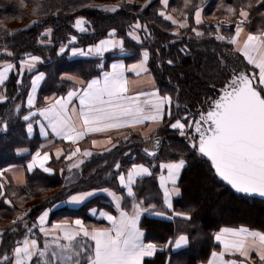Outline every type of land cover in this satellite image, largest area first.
I'll list each match as a JSON object with an SVG mask.
<instances>
[{
	"label": "trees",
	"instance_id": "obj_1",
	"mask_svg": "<svg viewBox=\"0 0 264 264\" xmlns=\"http://www.w3.org/2000/svg\"><path fill=\"white\" fill-rule=\"evenodd\" d=\"M162 1L156 0L147 8L136 4H120L117 11L106 12L100 9L104 4H95L93 7L90 0H0V18H4L5 15L22 16L24 18L22 22L25 24L23 28L15 30L5 28L0 24V49L6 48L11 53V55L9 53L0 54V63L7 59L19 62L31 55L43 57V63H40L37 71H45L47 79L41 89L40 97L66 92L71 83L60 78L64 74L91 80L101 72L99 65L103 61L100 58L70 59L65 53L59 54L62 45L67 49L73 46L93 45L108 38L109 34L115 30L118 38L124 40L126 45L131 44L130 47L124 46L125 50L131 52L130 61L140 58L141 56L136 57L135 54L144 47L142 44L133 45L132 38L128 35L132 27L140 20L148 25L152 35L150 69L161 93L172 97L171 117L167 115L164 124L155 135V142L159 141L157 145L159 149L155 156H149L144 151L145 148L151 151L154 147L153 142L147 143L142 136L138 138L129 133L118 139L119 143L113 150L97 154L82 168H74L70 172L73 161L53 160L50 163L54 170L53 174L35 170L27 174V183L23 187L18 188L13 184L12 188L15 190L18 188L22 192L20 194L27 200L40 199V202L28 211H21L15 207V204L6 203L10 198L8 188H6L0 201V221H16V224L9 226L0 224V233H3L0 257L4 254L11 256L16 241L29 236L24 227L25 223L32 228L30 238L37 239L38 244L43 248L46 237L39 231V215L44 210L65 201L70 195L80 191L101 189H110L124 195V190L118 183L116 163H120L121 171L126 172L132 163L145 162L153 164L154 172L157 173L158 162L179 158H185L188 161L179 184L182 196L176 201L175 210L189 213L191 219L176 217L171 221L144 216L141 224L147 234V239L159 246L165 245L169 239H175L182 234L189 237V247L183 252L174 254L175 264L207 262L218 248L215 234L230 223V220L226 218L238 219L247 214L255 217L257 223L245 222V224L264 232V226H259L260 222L262 224L261 219L264 220V201L233 191L230 186L215 176L214 170H209L208 163L199 156L192 157L187 148L188 141L180 136L178 130L170 127V123L183 116L199 119L198 114L207 110L209 103L218 98L221 89L215 83L218 82V76L223 70L217 72L220 64L216 54L221 50L224 52L226 49L231 50L232 47L228 44L230 45L228 48L226 43L217 39L219 34L211 28V25L206 22L200 25L195 23L194 13L198 10V7L194 6L195 0H177V12L171 13V16L180 21L183 19L182 16L190 15L191 22L187 31L184 30L187 33L174 34V31L180 27L166 19L168 15H160L165 8ZM221 1H224L222 7L213 10L216 2L208 0L204 13L207 20L226 19L227 17L226 20L234 21L240 18L238 13L243 9L249 12L248 27L251 32L257 28L264 29V0ZM174 2L175 0H170L169 5L174 6ZM23 4L28 6L27 11H23ZM231 5L240 8L235 15L227 11ZM150 6L153 8L150 9ZM80 17L87 21L86 31L83 33H79L74 27L76 19ZM193 28L203 35L197 36L196 32L192 31ZM49 29H51V35L45 36ZM226 29L223 28V33L224 37L228 38ZM72 36H76L75 44H69ZM49 39V43L44 42ZM219 46L220 49H218ZM232 51L234 56L238 55V59H241L239 53L233 48ZM106 58L110 61L112 55ZM169 60L172 64L168 63ZM201 67L205 68L200 73L198 70ZM246 71H251L249 65ZM11 72L10 79L5 86L7 87V98L0 100V169L24 164L30 156L20 157L17 150L29 147L32 154L39 149L40 145L38 138L29 137L28 122L23 120V116L29 112L26 99L32 73L26 71L18 77L17 70ZM11 98L15 100L14 105L10 101ZM16 104L19 106V113L16 111ZM6 105L9 106L6 107ZM5 123L7 124L6 132L3 130ZM188 134L194 135V130H190ZM135 192L138 198L144 200L146 204L150 202L156 205V210H162L163 196L158 189L156 174L140 180L135 186ZM45 193L49 194L45 196ZM246 203L252 205L249 212H245L242 206ZM130 206V201L126 199L125 208L128 209ZM16 210L18 213H27L23 221L17 220L19 215L15 216ZM215 215H218V219ZM233 224L239 225L238 223ZM13 228L16 230L13 231ZM77 239L81 244L93 243L84 237ZM167 255V251L159 252L154 260L147 261L145 264H166ZM81 264H84L83 259H81Z\"/></svg>",
	"mask_w": 264,
	"mask_h": 264
},
{
	"label": "snow or ice",
	"instance_id": "obj_2",
	"mask_svg": "<svg viewBox=\"0 0 264 264\" xmlns=\"http://www.w3.org/2000/svg\"><path fill=\"white\" fill-rule=\"evenodd\" d=\"M168 2L169 0H163L165 6ZM106 10L116 11V8ZM227 11L233 15L236 14L234 8H228ZM238 14L242 19L236 24L235 36L228 41L233 45L238 44V38L243 32L241 25L249 16V12L241 9ZM160 15L164 16L165 13L162 11ZM166 19L172 21L173 24L177 23L170 15ZM86 23L87 21L80 17L76 19L74 27L79 32H85L83 25ZM195 23L197 25L202 23L200 9L195 11ZM133 27L138 30L141 25L137 23ZM178 27L184 28L187 25L181 23ZM219 27L220 25H217V30ZM192 31L196 32L197 36L203 35L194 28ZM49 35H51V29L45 33V36ZM109 35L110 37L115 36V30ZM128 35L134 40L139 41L140 39L131 31ZM217 39L224 40L225 37L218 36ZM75 41L76 36H72L69 44ZM116 47L123 51V41L101 40L99 44L90 46L87 51L78 47H71L70 51L72 56H102L104 52ZM66 50V46L62 45L59 54H63ZM237 51H242L248 64L254 66L253 70L248 72L234 69L231 79L221 88L218 98L209 103L207 110L198 114L199 119L183 116L170 123V127L178 130L180 136L188 141L187 148L192 157L199 156L208 163L209 170H214L215 176L230 185L235 192L245 195L259 194L264 197V33L248 34L243 47L237 48ZM253 53H258V55L254 56ZM148 58L149 53L144 51L139 63H133L130 66L122 62L113 63L111 71H102L100 77L88 81L69 76L67 78L75 81L78 88L74 87L68 91L66 97L52 98V102L46 104L45 107L31 111L35 107L37 84L45 77L43 72H39L31 81V93L27 97L29 113L23 116V120L28 122L27 132L29 134L33 132V119L39 116L43 118L42 121H37L43 136L47 137L50 129L56 137L71 141L75 145L89 133H103L112 129H134L146 121L162 122L165 116V105H168L167 115L171 117L172 97L170 95L161 96L157 90L151 93L154 99L147 103L141 102L139 96L128 95L130 81L125 75L126 71H132L136 76H140L141 72H148L146 67ZM38 63H43L41 57L31 56L28 60L21 61L20 68L32 72ZM168 63L172 64V61L169 60ZM14 67L15 65L9 63L3 67V70H0V86L5 84L8 73ZM99 67L103 70V63ZM18 83H20L19 80ZM140 95L149 94L141 92ZM5 99L6 97L0 96V100ZM74 100L79 102L78 109L69 107ZM19 110L18 106L17 113ZM3 130L7 131L6 123L3 125ZM190 130H194L195 134L189 135ZM97 143L96 140L92 141L93 145ZM108 143H111V140ZM158 143L159 141L157 145ZM144 151L149 156L156 155L155 151L149 152L147 148ZM77 154L83 157L93 155L91 151L81 153V149L76 147L66 156V159L72 161ZM61 155L64 153L57 151L56 159H59ZM50 159L47 151L43 154L37 151L27 165V169L31 172L39 167L44 173L51 174L53 169L46 166ZM187 163L185 158H179L174 162L162 164L160 167L162 170H167V175L162 174L159 179L167 210L171 211L173 217L190 220L189 213L176 211L172 203L174 196L181 195L178 179ZM71 167L78 168L79 164L74 163ZM121 167L120 163L115 164L118 183L125 194L118 195L110 189L99 190L111 198L115 210L119 213L117 216L108 212H99V215L110 223V227L89 230L85 227L83 220L76 219L75 227L65 221L53 225L52 229H47L44 225L51 209H46L38 217L39 231L43 232L46 237L43 248L40 247L37 239L30 238L32 228L25 223L24 227L29 236L16 241L11 256L4 254L0 257V264H57V262L59 264H81V259L84 264H145V258L153 257L157 251L162 250V246L157 243L144 242V231L140 227V219L145 213H154L157 216H164L166 213L157 211L155 204L150 202L146 204L144 200L138 198L134 191L138 178L152 175L149 167L143 163H132L126 175L121 171ZM0 176H3V172H0ZM18 180L20 183L24 182L22 178ZM3 187L0 184V188ZM97 191H80L75 195H70L67 202L80 204L96 195ZM126 199L131 204L130 212L125 210ZM6 203L11 204V201H6ZM26 215L27 213H22L17 220L23 221ZM92 215H97L96 210L92 211ZM13 224H16V221H13ZM53 232H62L63 235H52ZM50 235L51 240L49 241L47 237ZM81 236L89 238L94 243L81 244L77 239ZM215 239L223 245V251L213 252L209 264H254L251 260L253 251L259 256L261 264H264V232L252 231L244 227L224 228L215 234ZM0 243H3V233H0ZM188 244L189 237L179 235L175 239H169L163 247L174 246L180 249ZM226 256L239 258L226 259Z\"/></svg>",
	"mask_w": 264,
	"mask_h": 264
},
{
	"label": "crops",
	"instance_id": "obj_3",
	"mask_svg": "<svg viewBox=\"0 0 264 264\" xmlns=\"http://www.w3.org/2000/svg\"><path fill=\"white\" fill-rule=\"evenodd\" d=\"M201 19H202V14H201ZM203 22H204V20L202 19V23ZM79 33H83V32H79ZM247 35H248V33H241L240 37L238 38V44L233 45L235 51L237 53L241 54V55H243L242 51H237V48H242L243 47V43L246 41ZM107 39H113V40H117V41L121 40L120 38H118L117 34L115 36H112V37H110V35H109L108 38L103 39V40H107ZM99 42L96 43V44H99ZM75 43H76V41L73 44H75ZM90 46H92V45L86 46V51H87V49ZM73 47L82 48L81 46H73ZM66 49H67V47H66ZM67 50H69V49H67ZM109 55H112V59H110V61H107L106 57L109 56ZM253 55L256 56V55H258V53H253ZM30 57L31 56L25 57V59H23V60H28ZM126 57H127V54L125 52V48L123 47V51H122L119 47H116V48L109 49L108 51L104 52L102 56H96V55L80 56V55H77V56H73L70 59L100 58L103 61L102 63L104 65V68H103V70H101L99 75L94 77V78H98V77H100L102 75V71H111V65L113 63L122 62L126 66H130L133 63H139L140 60L143 58V57H140V58H138L136 60L129 61V60L126 59ZM39 65H40V63H38L36 65V68L32 72L24 70V72L27 71L29 73H32L31 81L35 77V75H37L39 72H43L45 74L44 79L39 81L38 84H37V91L35 93V101H34L35 107L33 109H31V111H37L38 109H41V108L45 107L46 104L52 102V98H59L60 96H65L66 97L68 91H71L74 87L78 88V85L75 83V81L69 80L67 77L75 76V77L79 78L80 80L88 81V80H85V79H83V78H81L79 76H76V75L64 74L60 78L65 80V81H67V82H69V83H71L70 88H68V90L66 92H64V93H52L48 97L42 98V97H40L41 89H42V87H43V85H44V83H45V81L47 79V74H46L45 71H37V68L39 67ZM250 66L252 68L254 67L253 65H250ZM146 67L148 68V72H146V73L145 72H141L140 76H136V74L133 73L132 71H126V73H125L127 79L130 81L128 95L134 96V97L139 96V100L141 102H143V103H147V101L154 99V97L151 95V93H154L157 90H159V94L161 96H165V95H163L161 93V90L159 88L157 80H156L154 74L152 73V71L150 69L149 59L146 62ZM257 71H258V69H257ZM141 92L148 93L149 95L141 96L140 95ZM30 93H31V83H30V88H29V94ZM26 106H27V99H26ZM69 107L78 109L79 108L78 100H74L73 103ZM27 108H28V106H27ZM168 109H169L168 105H165L164 106L165 116H164V120L162 122L153 123L151 121H146L142 125H137L136 128H134V129H120V130L112 129V130H108V131L103 132V133H89V134H87L84 137V140H85V142L89 141L90 144H91L92 149H94V150H110V149L115 148L118 145V144H115L116 143V138H115L116 134H118V133L119 134L120 133L129 134L130 132L138 131L143 138H145V139H153L154 147H152L151 151H149V152L155 151L157 153L159 148L157 146V141L155 142V135L157 134L159 129L164 124L165 119L167 117V112L169 111ZM42 119L43 118L39 117V116L34 117V119H33V132L31 134L28 133V135L32 139L38 138L40 140L39 141V144H40L39 145V149L37 151H40L42 154H43V152L47 151L49 153L50 157H51V155H53V156L55 155L56 156V153H57L58 150L56 152L53 151L54 147L59 146V145L62 146V145H66V144H71L72 142L71 141H66V140H61L60 138H58L54 134H52L50 129H49V135L47 137L43 136L40 133L39 123L37 122V121H42ZM45 123H46V121H45ZM93 140H96L98 143L96 145H93L92 144ZM109 140H111V143H108ZM113 145H115V147H113ZM35 153L31 154V149L29 147H24V148H21V149L17 150L18 156H20V157L30 156V157L24 164L12 165V166H9V167L4 169L9 174V176L11 177V180H12L13 184H15L17 186H20V185H24V184L27 183V174L30 172L27 169V165L32 161V158L35 156ZM176 160H178V159L164 160V161L158 162V167H157L158 171H157V173L154 172L153 164L150 165V164H147L145 162H138V163H143V164H145V166L149 167L150 171L152 172L151 176H153L155 174L157 175L158 189L160 190L162 196H163V189L160 188V179H159V177L162 174L166 176L167 175V170L166 169L162 170L160 166L162 164L174 162ZM50 163H51V159L46 164V166L51 167ZM35 170L43 171L39 167L35 168L33 171H35ZM18 171H21L23 173V175H24V179H23L24 182L23 183L17 182L15 180V178H14L13 173L18 172ZM33 171H31V172H33ZM183 172H184V170H182V172H181V174L179 176V179H178V186L180 188L181 195L180 196H174L172 198V203H173V207L174 208H175L176 201L179 198H181V196H182V189H181L179 184H180V180H181V176H182ZM53 173H54V170H53V172L51 174H53ZM124 173L126 175L127 171L124 172ZM47 174H49V173H47ZM151 176H145V177H142V178H138L137 179V183L140 180H143L145 178H149ZM134 191H135V187H134ZM75 194H77V193H75ZM75 194H73V195H75ZM117 194L123 196V194H121V193H117ZM67 201H68V199H66L63 202L57 203L53 207H50L51 212L49 214V217H48L44 227H46L47 229H52L53 225L65 222L64 218H66V219L73 218L74 220L81 219V220H83L84 223L90 224V226H88V227L85 226L89 230H92V229H95V228H107V227H110L111 225L107 221L106 218H102L99 215V212H108V213H110L112 215H117V216L119 215V213L115 210V206H114V203L112 202L111 198L106 193H104L103 191H99L98 190L96 195L88 198L87 200H85L84 202H82L80 204H70ZM163 204H164V200H163ZM93 210H96L97 215H95V216L92 215V211ZM125 210L130 212L131 211V206L128 209L125 208ZM157 211L165 212L166 215L157 216L154 213H151V214L150 213H145L140 219V227H141L142 231H144V242L145 243H151V241L148 242L147 234H146L145 230L142 228V225H141L142 224V219H143L144 216H150V217L157 218V219H164V220H171V221L176 218V217L172 216L171 211L167 210L165 205H163L162 210H157ZM179 218H181V217H179ZM38 223H39V220H38ZM53 223H55V224H53ZM235 229H239V228H235ZM41 234L45 237V234L43 232H41ZM50 236H48L47 238H49ZM86 239L90 240L89 238H86ZM215 241L218 244V248L214 252L223 251V245L220 244V242H218L216 239H215ZM189 245H190V242H189L188 245L182 246L180 249H176L174 246H168V247H163L162 246V250L157 251L156 254L153 257L145 258V263L147 261L154 260L159 252L167 251V254H168L167 256L168 257H167L166 264H175L174 254H177V253L185 251L189 247ZM225 258L226 259H230V258H239V257L226 256ZM211 260H212V254H211L210 259L207 262L200 263V264H209V261H211ZM251 260L254 262V264H261V262L259 261V256L257 255V253L255 251H253L251 253Z\"/></svg>",
	"mask_w": 264,
	"mask_h": 264
},
{
	"label": "rangeland",
	"instance_id": "obj_4",
	"mask_svg": "<svg viewBox=\"0 0 264 264\" xmlns=\"http://www.w3.org/2000/svg\"><path fill=\"white\" fill-rule=\"evenodd\" d=\"M91 1V5H93V7H94V5L96 4V5H101V4H104L103 5V7H101L100 9L101 10H103V11H106V12H115V11H109V10H106V9H110V8H113V7H115L116 8V11L118 10V6H121V5H124V4H136V5H138V6H140V7H143V8H147V7H149V5L152 3V2H154V1H156V0H90ZM213 1H215L216 3H214V9L213 10H217V9H219L220 7H222V5H223V2L224 1H221V0H213ZM163 2V1H162ZM169 3H170V0H169V2H168V4H167V6H165L164 4V6H165V8H164V13H165V15H170L171 16V13H175V12H177V8H178V3H177V0H175V2H174V6H172L171 7V5H169ZM207 3H208V0H195V3H194V6L197 8L198 7V9H200L201 10V14H202V19L204 20V22H206L207 24H209V25H211L212 27L211 28H214V30L219 34V36H223L224 37V33H223V28L224 29H226L227 31H226V35L228 36V38H225L224 40H221L222 42H224V44L226 43L227 44V47L229 48V46L231 45V47L234 49V46H233V44H231V43H229L228 41L232 38V37H234L235 36V32H236V24L237 23H239L240 22V20H241V17L240 18H238V19H235L234 21H230V20H226V19H213V18H211L212 20H207L206 18H205V16H204V13H205V6L207 5ZM121 4V5H120ZM145 5H147V7H145ZM23 6V11H27V9H28V6L27 5H25V4H23L22 5ZM153 7H151L150 6V9H152ZM230 8H234V9H236V11H239V9L240 8H237V7H235L234 5H231V7ZM209 9V8H208ZM208 9L206 10V11H208ZM166 12H167V14H166ZM180 12V11H179ZM181 13V12H180ZM193 14V13H192ZM194 16H195V13H194ZM183 17V19L182 20H180V21H178V20H176V19H174L177 23L176 24H181V23H184V24H186L187 25V27H184V28H178V29H176L175 31H174V34H176V33H181V32H185V33H187L186 31V29L190 26V22H191V16L189 15V16H187V15H184V16H182ZM24 18H22V16H15V15H13V16H4V18H0V24L3 26V27H5V28H9V29H12V30H15V29H19V28H23V26H25V24L22 22V20H23ZM249 21H250V15L247 17V19L244 21V23L241 25L242 26V28H243V32L242 33H248V34H256V35H260V34H262V33H264V29H259V28H257V30H254L253 32H251V30L249 29ZM137 23H139L140 25H141V28L140 29H134V27H132V30H131V32H133V35H138L139 36V41H137V40H134V39H132L131 40V43L133 44V45H137V44H142V46L144 47V48H142L141 50H139L138 52H137V54H135V56L137 57V56H141V57H143V52L144 51H147L148 53H149V60H151L152 59V52L150 51V49H151V45H152V43H151V40H152V35H151V32H150V30H149V27H148V25L147 24H145L142 20H140V22H136V24ZM217 25H220V27H219V30H217ZM83 26H85V25H83ZM184 30H186V31H184ZM223 33V34H222ZM132 38V37H131ZM122 40V39H121ZM220 40V39H219ZM123 41V45L125 46V47H130L131 46V44L130 43H127V45H126V43H125V41L124 40H122ZM44 42L45 43H49L50 42V39L48 40V41H46V40H44ZM130 44V45H129ZM228 44H230V45H228ZM85 51H86V46H84V47H82ZM213 48H215V47H213ZM232 48H231V50H225V52H224V50H221L219 53L217 52V60H218V62H219V64H220V68L217 70V72L218 71H220V70H223L222 71V74H219V78L217 79V83H215V85H217V86H219L220 87V89L222 88V87H224L225 85H226V83L231 79V73H232V71L234 70V69H241V70H247L248 69V62H247V60L245 59V57L243 56V55H241V54H239L241 57H239V58H241V59H238V55L237 56H234L233 54L234 53H232L233 51H232ZM218 49H220V46L218 47ZM215 50H216V48H215ZM234 51H235V49H234ZM125 52H126V54H127V57H126V59L127 60H131V58H130V54H131V52H128L127 50H125ZM158 52V54H159V51H157ZM8 54L9 53V51L6 49V48H1L0 49V54ZM69 58H72L73 56L71 55V51H70V49L69 50H66L65 52H64ZM32 56V55H31ZM33 56H36V55H33ZM81 56V55H80ZM40 57V56H39ZM25 59V58H24ZM41 59L42 60H44L43 59V57H41ZM21 61H23V59L22 60H20L19 62H12V61H10V60H2L1 61V67H0V70H3V67L6 65V64H13V65H15V67L11 70V71H13V70H17V72L19 73V75H18V77H21V72H23L24 73V70H22L21 68H20V63H21ZM238 63H236V62ZM160 62V61H159ZM250 66V65H249ZM203 68H205V67H201L199 70H198V72H202V70H203ZM250 68H251V71L253 70V68L250 66ZM206 70H207V68H206ZM9 72L8 73V78L6 79V81H5V84L3 85V86H0L1 87V89H0V96H3V97H6L7 98V87H5L6 86V83L9 81V79H10V76H11V73L12 72ZM226 71V72H225ZM250 71V72H251ZM197 72V71H196ZM199 73V74H200ZM213 83V84H214ZM9 99V98H8ZM214 100V99H213ZM2 101V100H1ZM10 101H11V103L13 102V105L15 104V100L13 99V98H11L10 99ZM11 103L9 104V105H11ZM7 104V103H6ZM9 105H6V107H8ZM15 107H18V104H16L15 105ZM209 108V107H208ZM207 108V109H208ZM169 110V109H168ZM168 113V112H167ZM129 133V132H128ZM131 134H134L135 136H137L138 138H139V136H141V134L138 132V131H133V132H130ZM124 135H126V134H124V133H118V134H116L115 135V138H116V143L115 144H118L119 143V141H118V139L119 138H121V137H124ZM145 139V138H144ZM145 141L147 142V143H151V142H153V139H145ZM121 144V143H120ZM76 147H79L80 149H81V153L83 152V151H91L92 153H93V155L92 156H90V157H83L81 154H77V156L76 157H73V164L74 163H76V164H79V168H82L89 160H91V159H93L97 154L99 155V154H102V153H104V152H110L111 150H113V149H110V150H94V149H92V147H91V144H90V142L89 141H87V142H85V140L84 139H82V140H80V141H78L77 142V144H66V145H62V146H56V147H54L53 148V151H62L63 153H64V155H61L60 156V158L59 159H56V156L54 155H51V162L53 161V160H64V159H66V156L71 152V151H74L75 150V148ZM52 149V148H51ZM50 152V151H49ZM82 161V162H81ZM72 165V164H71ZM71 168V170H69L70 172L72 171V169H74V168H76V167H70ZM78 168V169H79ZM5 168H2V169H0V172H3V176H0V184H2L4 187L3 188H0V190H1V193H2V195H0V201H1V197L3 196V192L5 191V189L6 188H8V192H9V194H10V198H8V200L7 201H11V204H15L14 206L15 207H17V208H19V209H21V211H28V210H30L34 205H36L38 202H40V199H33V200H27L25 197H23L20 193H22V192H20V190L18 189V188H21V187H23L24 185H20V186H17L18 188L15 190V189H13L12 188V185H13V182H12V180H11V177L9 176V174L4 170ZM93 174V173H92ZM11 185V186H10ZM49 193H45V196H47ZM243 206V208H244V210H246L245 212H249L248 210H250V209H252V205L249 203H246L245 205H242ZM23 212H20V213H18V210H16V212H15V216L18 214V215H21ZM216 216V219H218V215H215ZM181 218H183V217H181ZM184 219V218H183ZM226 220H230L229 222L230 223H227V224H229V225H225V226H223L222 228H221V230L222 229H224V228H230V229H235V228H241V227H244V228H248V229H250V230H252V231H259V230H257V229H253L252 227H249V226H247V224H245V222L246 223H249V222H252V223H257V221L255 220V217H250L249 215H247V214H245L244 216H240L238 219H229V218H226ZM63 221V220H62ZM64 221H67V222H70L71 223V225L73 226V227H75V225H74V219L73 218H70V219H66V218H64ZM261 221H262V224H261V222L259 223V226H264V223H263V218L261 219ZM240 222H242V224L240 223ZM56 223V222H55ZM55 223H53V224H55ZM233 223H238L239 225H236V224H233ZM0 224H1V226H9L10 224H13V222H7V221H0ZM84 225L86 226V227H88V226H90V224H86V223H84ZM220 230V231H221ZM1 232V231H0ZM62 233V232H61ZM61 233H56V232H53L52 234L53 235H61L62 236V234ZM49 238H51V236L49 237ZM48 238V239H49ZM51 240V239H50ZM49 240V241H50ZM148 240V239H147ZM62 242H64V241H62ZM148 242H150L149 240H148ZM151 243H153V242H151Z\"/></svg>",
	"mask_w": 264,
	"mask_h": 264
},
{
	"label": "water",
	"instance_id": "obj_5",
	"mask_svg": "<svg viewBox=\"0 0 264 264\" xmlns=\"http://www.w3.org/2000/svg\"><path fill=\"white\" fill-rule=\"evenodd\" d=\"M219 178V177H218ZM220 179V178H219ZM221 180V179H220ZM222 181V180H221ZM222 182H224V181H222ZM226 185H227V183L226 182H224ZM228 186H230V185H228ZM231 187V186H230ZM233 191H235L234 189H233ZM237 193V192H236ZM238 194H240V195H243V196H246V197H249V198H253V199H258V200H261V201H264V197H262V196H260L259 194H252V195H245V194H241V193H238Z\"/></svg>",
	"mask_w": 264,
	"mask_h": 264
},
{
	"label": "bare ground",
	"instance_id": "obj_6",
	"mask_svg": "<svg viewBox=\"0 0 264 264\" xmlns=\"http://www.w3.org/2000/svg\"><path fill=\"white\" fill-rule=\"evenodd\" d=\"M13 175H14V178L17 182H19L18 178L24 179V175L21 171L15 172V173H13Z\"/></svg>",
	"mask_w": 264,
	"mask_h": 264
}]
</instances>
